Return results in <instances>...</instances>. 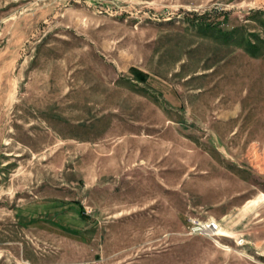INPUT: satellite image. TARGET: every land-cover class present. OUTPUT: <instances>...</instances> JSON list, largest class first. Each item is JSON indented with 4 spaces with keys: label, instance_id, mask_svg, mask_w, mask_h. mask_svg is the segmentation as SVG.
<instances>
[{
    "label": "rangeland",
    "instance_id": "1",
    "mask_svg": "<svg viewBox=\"0 0 264 264\" xmlns=\"http://www.w3.org/2000/svg\"><path fill=\"white\" fill-rule=\"evenodd\" d=\"M207 154L264 264V0H0V264H197L163 202Z\"/></svg>",
    "mask_w": 264,
    "mask_h": 264
},
{
    "label": "crops",
    "instance_id": "2",
    "mask_svg": "<svg viewBox=\"0 0 264 264\" xmlns=\"http://www.w3.org/2000/svg\"><path fill=\"white\" fill-rule=\"evenodd\" d=\"M235 133L232 130L231 137ZM250 140H259V135ZM202 161L208 166L199 168L196 174L186 180L187 191L184 192L192 201H196L195 204H184V201L178 200L177 196L173 199L167 194L164 196L163 206L171 227V238L168 240L170 243L162 248L161 254H168L170 250L179 248L190 257L196 256V259L190 261H197V264H248L246 259H242L245 258L242 254L245 251L242 249L239 250L225 243H222L223 246L216 245L205 237L180 233L188 213L203 215V217L209 214L218 219L222 230L225 226L230 229L243 220L242 207L246 201L241 202L248 174L239 168L220 167L212 154H207L206 158L203 156ZM212 189L218 190L219 195L210 200L207 197ZM199 209L205 211L201 210V212Z\"/></svg>",
    "mask_w": 264,
    "mask_h": 264
},
{
    "label": "built area",
    "instance_id": "3",
    "mask_svg": "<svg viewBox=\"0 0 264 264\" xmlns=\"http://www.w3.org/2000/svg\"><path fill=\"white\" fill-rule=\"evenodd\" d=\"M186 221L188 225L186 226L187 231L183 232L184 235L202 236L209 239L214 244L220 246L223 245L218 242V238L222 236H229L221 229L219 221L214 220L209 216H205L204 218L187 216ZM234 243L237 245H242L243 239L241 238V236L237 237Z\"/></svg>",
    "mask_w": 264,
    "mask_h": 264
}]
</instances>
